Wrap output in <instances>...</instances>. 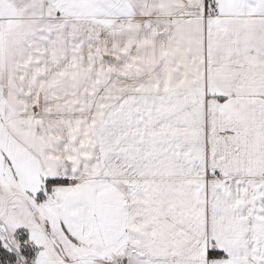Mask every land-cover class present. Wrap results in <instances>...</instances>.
I'll list each match as a JSON object with an SVG mask.
<instances>
[{
	"label": "snow or ice",
	"instance_id": "1",
	"mask_svg": "<svg viewBox=\"0 0 264 264\" xmlns=\"http://www.w3.org/2000/svg\"><path fill=\"white\" fill-rule=\"evenodd\" d=\"M0 264H264V0H0Z\"/></svg>",
	"mask_w": 264,
	"mask_h": 264
}]
</instances>
